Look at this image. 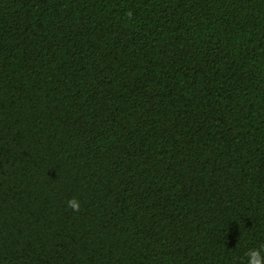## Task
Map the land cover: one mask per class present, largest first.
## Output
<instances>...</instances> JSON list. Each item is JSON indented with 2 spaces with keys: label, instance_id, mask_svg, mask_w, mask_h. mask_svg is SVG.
<instances>
[{
  "label": "trees",
  "instance_id": "obj_1",
  "mask_svg": "<svg viewBox=\"0 0 264 264\" xmlns=\"http://www.w3.org/2000/svg\"><path fill=\"white\" fill-rule=\"evenodd\" d=\"M261 248L264 0H0V264Z\"/></svg>",
  "mask_w": 264,
  "mask_h": 264
},
{
  "label": "clouds",
  "instance_id": "obj_2",
  "mask_svg": "<svg viewBox=\"0 0 264 264\" xmlns=\"http://www.w3.org/2000/svg\"><path fill=\"white\" fill-rule=\"evenodd\" d=\"M131 13H129V16ZM66 207L70 208L74 212L80 211V202L75 198H70L67 200ZM264 251V248L261 249H251L246 256L248 257L247 264H264V256L261 255V252Z\"/></svg>",
  "mask_w": 264,
  "mask_h": 264
}]
</instances>
